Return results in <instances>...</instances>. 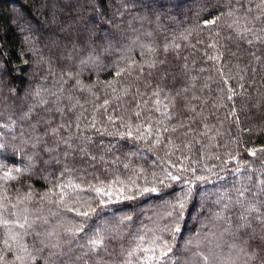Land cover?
<instances>
[{"label": "trees", "instance_id": "obj_1", "mask_svg": "<svg viewBox=\"0 0 264 264\" xmlns=\"http://www.w3.org/2000/svg\"><path fill=\"white\" fill-rule=\"evenodd\" d=\"M244 3L253 15L258 14L255 4L259 0ZM239 8L229 0H0V47L4 52L0 66L10 70L0 82V124L9 125L0 129V142L5 144L0 150V177L5 171L27 169L14 173L19 175L16 180L0 179V198L7 197L2 202L19 205V199L30 194L31 201L19 207L30 211L39 207L45 215L49 210L59 213L49 215L50 222L68 228L83 225L79 237L91 235L89 229H107L106 235H118L117 240H106L108 253L99 264H120V253L134 247L139 235L144 236L145 247L155 236L167 240L173 264H198L197 250L231 243L227 233L220 235L224 222L215 218L220 211L215 201L221 195L234 197L236 187L249 184V176L255 180L259 173L249 169L264 171V153L257 151L256 157L248 154L264 148V106L251 107L253 100L264 101V42L248 34L253 43H243L227 27L239 19L235 26L243 28L245 19L239 12L226 14ZM94 16L100 23L90 22ZM217 18L216 25L205 27L206 21ZM104 20L112 23L105 25ZM256 35L264 39L258 28ZM166 45L167 53L163 52ZM145 46L154 51L149 53ZM216 56L221 58L209 59ZM153 59L157 69L149 76L146 64ZM160 60L164 64H159ZM122 69L127 70L117 76ZM161 72L166 76L162 81L157 79ZM158 83L163 89L159 98L169 103L171 120L154 111L152 91ZM37 87L49 104L55 99L52 91L60 95L63 104L70 103L67 97L72 98L71 103L79 101L83 108L77 107L76 114L89 119L94 115L106 129L103 136L91 133L94 141H102L100 147L89 148L96 161L75 157L64 164L41 163L49 157L38 154L32 145L42 129L34 131L30 122L19 119L21 112L34 104L33 89ZM233 93L234 103L227 99ZM104 100L109 101L107 112L101 107ZM233 110L238 121L230 115ZM136 111L141 112L140 117L134 115ZM108 116L116 123H109ZM149 124L152 136L147 131ZM140 125L143 127L137 133ZM165 127H177L178 131L164 132ZM129 130L134 137L142 134L145 139H121L120 134ZM156 139L161 144L156 145ZM117 157L116 163H111ZM125 163L128 168L123 167ZM169 172L181 179L170 180ZM198 176L203 179H196ZM61 185L64 203H49L58 201ZM101 185H111L113 192L124 189L137 199L116 196L109 202L94 191ZM144 187H156L160 195L140 196ZM178 200L185 203L183 216L177 218L175 212L168 216ZM69 208L73 211H67ZM83 211L91 215H77ZM127 216L132 219L126 225L119 223ZM177 223L180 232L169 231ZM5 238L0 233V248ZM25 240L31 243L32 237ZM4 254L11 264L12 253L6 250Z\"/></svg>", "mask_w": 264, "mask_h": 264}, {"label": "snow or ice", "instance_id": "obj_2", "mask_svg": "<svg viewBox=\"0 0 264 264\" xmlns=\"http://www.w3.org/2000/svg\"><path fill=\"white\" fill-rule=\"evenodd\" d=\"M107 0H101V3H106ZM230 3H236L240 6L239 9H229L227 11L228 16H235L239 12L240 16L245 19L243 28L238 26L239 19L234 20L233 24H228L227 27L231 29L238 40L251 45L253 38H249L248 34H253L254 39L258 42H264L259 35H256L257 28L260 32H264V0H259L258 4H255V8L258 10V14H252V8L246 7L244 0H229ZM179 7V5H175ZM160 7H165L161 4ZM118 14L122 15V13ZM102 15V14H101ZM217 19H210L206 21L205 27L216 25ZM94 23H100L95 16L92 18ZM105 25L112 23L111 20H104ZM149 35H151L149 33ZM219 35V33H217ZM232 39V37H228ZM149 53H152L154 49L150 46H145ZM173 47H179L174 45ZM215 47V45H212ZM169 46H164L163 52L167 53ZM252 55H255L253 52ZM4 52L3 48L0 47V61L3 60ZM221 57H209V59L219 60ZM10 63V62H7ZM86 63V61H81ZM159 64H164L163 60L159 61ZM146 67L150 70L148 75L151 76L153 73L151 70L157 69V60L153 59L151 62L146 64ZM27 71V68L24 69ZM127 69H122L116 72L117 76L123 75V72ZM140 72L144 71V67L139 68ZM203 71V69H202ZM10 75V70L0 66V82L3 78ZM158 80L162 81L166 79V76L161 72L157 77ZM226 82V81H225ZM78 84V81H74ZM147 87L151 88L152 85L148 84ZM79 90L83 91L81 87ZM42 89L37 87L33 89L34 104H29L26 110H23L20 114L19 119L30 122V127L35 131L42 129L41 134L35 137L36 143H33L32 147L36 148L39 153H45L48 155V160L41 159L42 164L55 163L64 164L69 158L80 157L82 160L87 159L88 161H96L97 156L93 155L89 148L91 146L100 147L102 141H94L91 133H95L103 136L106 134V129H102L99 126L96 117L93 115L91 119L84 116L83 113L80 115L76 114V108H83V105L79 104V101L71 103V97H67L70 101L68 104L61 102L60 95L57 92L52 91L50 95L55 99L49 104V100L41 96ZM63 89H61V92ZM115 91V89H113ZM130 89L125 90V95L128 94ZM139 90L137 89V92ZM163 89L158 83L156 88L152 91V96L156 97L154 100V111L160 113L164 118L171 120L173 117L170 114L169 103L162 101L160 93ZM187 91V89H183ZM177 96L181 95V92L176 93ZM235 93L229 95L227 99L234 103ZM39 98V99H35ZM167 99V93H165ZM136 97L133 96V100ZM174 101V98H173ZM108 100H104L101 107L104 108L105 112L108 111ZM146 104V102H145ZM161 106L163 111L161 110ZM172 107H175V103H171ZM264 106V101L253 100L251 101V107L256 109ZM39 107L41 112H37L36 108ZM139 107V104L137 105ZM66 109V111H65ZM85 111H87L85 109ZM58 114V115H56ZM2 115V114H0ZM136 117L141 116L140 111L134 112ZM231 116L235 117L236 121L239 120V116L236 111L233 110L230 113ZM35 117V122L33 118ZM107 120L111 124H115L116 120L113 117L108 116ZM10 125L14 126L15 121H10ZM9 125L0 124V129L6 128ZM124 127L128 128L127 124ZM140 125L136 128V132L140 133ZM184 127V125H180ZM190 127V126H188ZM147 131L149 136H152L151 124L147 125ZM164 132H177V127L171 129L165 127ZM111 135V133H108ZM187 134V133H185ZM206 134V133H205ZM159 136L160 133H155ZM3 136V132L0 131V137ZM120 138H132L144 140L145 137L141 134L136 137L133 136L131 130L126 133H121ZM171 139L170 137L168 138ZM155 144H161L160 139L155 140ZM190 147L191 145H184ZM177 150L179 145H174ZM5 148V144L0 142V150ZM108 151L112 150V146H109ZM257 151L264 153V148L259 150H250L249 155L252 157L257 156ZM172 153L169 152V155ZM101 161L104 160L103 156H100ZM119 158L117 157L111 163L115 164ZM124 168H128V164H123ZM175 167V165H173ZM262 168H264V162H262ZM27 169L16 168L11 171H5L3 177L0 179L16 180L19 175ZM184 171L185 169H179ZM64 171H68L65 166ZM193 171H195L193 169ZM237 173L240 171L239 168L235 170ZM250 172L259 173L255 180L251 176L248 177L249 184L247 186L236 187L235 195L224 196L221 195L215 203L219 206V212L215 214L217 220H222L223 232L220 234L223 236L227 233L231 239V243L224 242L223 245L216 243L214 247L207 248L206 250H197L195 256L202 264H264V171L261 169L252 170ZM16 173V174H14ZM63 175V172L61 173ZM168 178L173 181H179L180 176L173 175L171 172L168 174ZM196 179H203L202 177H196ZM164 183L163 180L160 181ZM61 191L59 192L58 201H49L52 204H63L65 193L63 191L64 186H59ZM75 187V186H73ZM101 185L100 187H94V191L98 197H108L109 202H113V198L116 196H123L124 200L137 199L136 194L128 195L125 194L124 189H118L116 192L110 191L109 188ZM191 189H189L190 191ZM138 194L140 196L146 194L160 195L159 190L156 187H144L140 189ZM42 200L47 199L41 197ZM7 200V197L0 198V233L5 235L7 238L3 239V248H0V264H9L5 251L12 253L13 259L11 264H35L37 257H39V264H99L103 260L104 254L108 253V245L106 240H117L118 235H106L107 229L100 231L97 229L93 231L89 229V233H84L83 237H79L81 232H84L83 225L76 226L75 228L65 227L60 223H53L49 220V215L58 216L59 213H52L49 210V214L45 215L43 210L39 207L30 211L27 207H19L24 205L25 201H31L30 194L19 199L18 204H5L2 201ZM118 202V201H117ZM39 203V202H37ZM173 211L168 212V216H172L173 212L176 213L177 218L183 216L185 209V203L182 200H178L176 204L171 206ZM67 211H73L69 208ZM229 212L231 215L224 216L221 213ZM77 215L88 217L91 215L88 211L77 212ZM132 219L131 216L123 217L119 221L121 224H125L127 221ZM169 231L176 233L180 232V227L177 225ZM26 237H32L31 243L26 242ZM79 237V238H78ZM81 240L84 242L81 243ZM74 242V243H73ZM135 246L130 249H124L120 253V264H173L171 253L172 247L167 240L163 237L155 236L152 238L150 245L145 247V238L143 235H139L134 240ZM79 249V251H77ZM226 250V251H225ZM143 254V255H141Z\"/></svg>", "mask_w": 264, "mask_h": 264}]
</instances>
